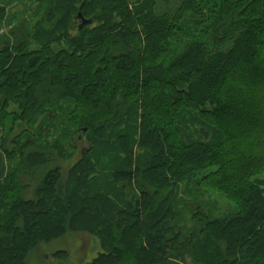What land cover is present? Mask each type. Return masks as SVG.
<instances>
[{
    "label": "trees",
    "instance_id": "obj_1",
    "mask_svg": "<svg viewBox=\"0 0 264 264\" xmlns=\"http://www.w3.org/2000/svg\"><path fill=\"white\" fill-rule=\"evenodd\" d=\"M189 10L200 17L198 32L181 27ZM80 13L93 21L81 31ZM14 34L0 46V130L6 115L34 124L46 94L69 96L85 120L76 139L102 141L120 96L133 112L142 108L146 154L133 164L131 136L118 137L130 165L115 172L118 203L104 191L93 195L92 157L64 177L43 145L23 148L20 166L7 175L16 150L2 137L0 264H28L36 244L87 229L108 250L91 264H167L173 255L264 264V0H51L42 20ZM183 34L176 53L173 40ZM211 167L199 180L236 202L225 216L202 209L203 192L191 187ZM23 175L38 181L32 199ZM183 184L192 202L178 198ZM180 203L191 208L189 229L181 226Z\"/></svg>",
    "mask_w": 264,
    "mask_h": 264
},
{
    "label": "rangeland",
    "instance_id": "obj_2",
    "mask_svg": "<svg viewBox=\"0 0 264 264\" xmlns=\"http://www.w3.org/2000/svg\"><path fill=\"white\" fill-rule=\"evenodd\" d=\"M50 6L51 0H0V7L5 8V16L3 20L0 19V46L6 44V41L13 42L16 37L14 32L17 29L32 27L39 20H42ZM189 11L183 14L180 21L181 27L185 28L186 31L198 32L200 28L196 27V23L200 22V17H195L193 10ZM173 41L176 44V53L184 46V42H187L184 34L179 42ZM35 47L34 45L31 48ZM43 100L45 112L43 114L38 113L39 117L34 124L18 121L13 114L6 115L4 118V127L0 130V141L2 137H9L10 150L13 148L16 150V157L6 161L7 175L12 176L10 175L11 172L20 166L23 160L21 152L23 148L26 152L32 150L44 151L45 148V152L53 155L54 166L61 167L64 177L74 167L81 165L83 162L86 164V157H92L87 170L91 171V175L94 172L98 175L94 180H88L89 186L93 189V195L96 192L104 191L108 194L107 196L110 200L122 203L124 201L123 192L115 172L118 169L128 168L130 165L127 159V152L121 145L117 144L118 137L126 134L131 136L130 144L133 149L132 153H134L133 164H136L138 159L145 157L146 151L140 145L144 122L142 108L139 107L137 111L133 112L132 103L126 102L122 97L118 96L114 102V105H117L114 109L115 113H112L113 116L111 118L110 115L107 117L109 124L106 128V138L99 141L93 136L90 139L91 141H88L83 135L79 136L78 140L76 139L77 130L84 126L85 120L83 121V118L77 115L80 111L75 97H60L54 101L53 97L46 94ZM9 111H18V107L12 106ZM197 129L200 130L201 128L194 125L190 126L191 133L198 138L200 136L195 132ZM133 134L135 135L133 136ZM14 139L19 140L18 145L13 142ZM122 139L125 140V136ZM29 140L35 141V144L25 148ZM90 149H93L91 153L85 152L84 154L85 150ZM92 165H95L96 171L91 170ZM216 169L217 167H211L202 171L198 175V180L191 187L194 190L198 189L203 192L199 200L202 209L204 208L206 212L210 211L212 213L210 214L211 216H225L235 209L234 203L236 202L223 193L208 189L204 182L199 180ZM9 178L4 179V182L1 183L2 187L6 186V182L10 181ZM261 178L264 180V177ZM21 179L27 185L25 198L32 199L38 181L24 175ZM185 187L186 184H183L178 198L192 202L195 194L194 192L187 194ZM262 188L264 191V185H262ZM178 205L179 209L183 210L185 219L184 224H181V226L185 225L186 229H189L194 225L191 219L192 215L189 212L191 208L187 207L189 209L186 210L184 204L180 203ZM4 221H2L1 217L0 222L4 223ZM102 251L107 252L108 250L103 247L100 239L87 229L86 232H75L60 240L36 244L31 250L28 264H91ZM59 252L64 253L65 258L59 257ZM166 259H168L167 264H198L191 255H186L184 258L180 255H173L172 257L168 256Z\"/></svg>",
    "mask_w": 264,
    "mask_h": 264
},
{
    "label": "water",
    "instance_id": "obj_3",
    "mask_svg": "<svg viewBox=\"0 0 264 264\" xmlns=\"http://www.w3.org/2000/svg\"><path fill=\"white\" fill-rule=\"evenodd\" d=\"M78 18L81 20V23L79 25V30L81 31L86 26H91L93 24V21L90 19H87L83 14H79ZM84 131H88V128L84 129Z\"/></svg>",
    "mask_w": 264,
    "mask_h": 264
}]
</instances>
